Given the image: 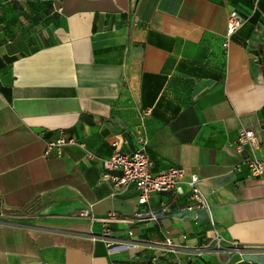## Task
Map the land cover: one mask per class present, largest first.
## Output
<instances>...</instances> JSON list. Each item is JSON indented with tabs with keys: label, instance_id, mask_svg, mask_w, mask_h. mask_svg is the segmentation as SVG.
I'll use <instances>...</instances> for the list:
<instances>
[{
	"label": "crops",
	"instance_id": "1",
	"mask_svg": "<svg viewBox=\"0 0 264 264\" xmlns=\"http://www.w3.org/2000/svg\"><path fill=\"white\" fill-rule=\"evenodd\" d=\"M233 10L244 22L224 46ZM260 24L264 0H0V264H264V174L248 163L264 160ZM241 128L255 153L238 150ZM60 135L84 147L46 158ZM141 135L154 173L186 169L185 194L140 203L135 185L101 180L113 142L131 153ZM191 173L241 254H191L212 244L208 213L184 209ZM106 229L120 242L172 238L177 252H110Z\"/></svg>",
	"mask_w": 264,
	"mask_h": 264
},
{
	"label": "built area",
	"instance_id": "2",
	"mask_svg": "<svg viewBox=\"0 0 264 264\" xmlns=\"http://www.w3.org/2000/svg\"><path fill=\"white\" fill-rule=\"evenodd\" d=\"M244 18L239 14L237 10H233L229 14L227 22L226 37L227 40L224 46H228L230 38L242 27ZM256 31L262 33L264 31V25L260 24L256 26ZM137 148L131 153L122 152L119 148V141H114L115 147L113 153L109 158L103 160V172L101 174V180L111 181L118 192L124 191L129 185H135L141 192L139 197L140 203H145L148 196L152 193H163L168 191H175L178 194H185V190L182 187L183 180L187 175V171L181 166H172L158 172L152 171V161L150 160L146 146L148 140L145 136H139L137 141ZM70 144H78L84 147L82 142L75 140L73 137H66L60 135L55 139L46 140V148L44 156L60 157L62 155L63 147ZM237 148L241 153H247V147L251 152L255 153L258 148L256 143V134L253 129L241 128L237 139ZM88 157H94V154L87 152ZM251 175L253 177H260L264 174V160L259 159L255 154L248 160ZM119 172V174H116ZM201 178L197 173L189 174V178L186 181L188 185V203L185 206V210L188 212H194L193 219L198 220L201 216V212L208 213L210 223L212 225V244L210 242L204 243L190 248V252L196 256H203L208 254L211 250L218 256L225 255L228 259H231L235 254H241L240 248L237 246V242L233 240H227L218 230L215 220L212 216L211 204L207 198V195L200 187ZM165 210L170 211V207H166ZM82 216H88L89 211L87 209L81 212ZM94 219L103 222H112L116 220L114 214H108L103 217H96ZM157 219V215L154 213L151 218ZM129 235L133 237V232L129 231ZM101 238L107 240V246L110 252H120L123 250H129L133 247H157L163 251L177 252V246L173 243L172 238H167L164 244H153L151 242L142 241L138 239H132L129 241L120 242L110 235L109 229H106ZM159 256L155 255L152 258V264H158Z\"/></svg>",
	"mask_w": 264,
	"mask_h": 264
}]
</instances>
